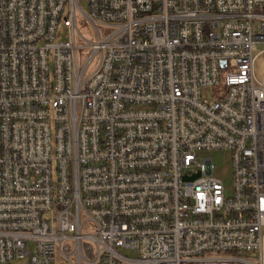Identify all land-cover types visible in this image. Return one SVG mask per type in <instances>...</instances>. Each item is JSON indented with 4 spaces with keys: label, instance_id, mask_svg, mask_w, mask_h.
I'll return each mask as SVG.
<instances>
[{
    "label": "built area",
    "instance_id": "1",
    "mask_svg": "<svg viewBox=\"0 0 264 264\" xmlns=\"http://www.w3.org/2000/svg\"><path fill=\"white\" fill-rule=\"evenodd\" d=\"M84 1L0 0V264H264V0Z\"/></svg>",
    "mask_w": 264,
    "mask_h": 264
},
{
    "label": "rangeland",
    "instance_id": "2",
    "mask_svg": "<svg viewBox=\"0 0 264 264\" xmlns=\"http://www.w3.org/2000/svg\"><path fill=\"white\" fill-rule=\"evenodd\" d=\"M82 8L87 11V4L84 0H79ZM79 30L83 37L88 41H95L96 37L93 34L90 27H88L82 20L79 18ZM262 47L259 48L256 54L259 55L256 64H255V76L258 82H264V52ZM209 99L212 97L211 91L207 93ZM202 159H210L213 162L214 166V176L221 180L225 186L228 194L233 185L232 178V159L231 154L228 151H211L201 154Z\"/></svg>",
    "mask_w": 264,
    "mask_h": 264
}]
</instances>
